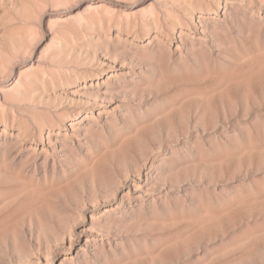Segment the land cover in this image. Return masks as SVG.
<instances>
[{
    "label": "rangeland",
    "instance_id": "1",
    "mask_svg": "<svg viewBox=\"0 0 264 264\" xmlns=\"http://www.w3.org/2000/svg\"><path fill=\"white\" fill-rule=\"evenodd\" d=\"M0 264H264V0H0Z\"/></svg>",
    "mask_w": 264,
    "mask_h": 264
},
{
    "label": "bare ground",
    "instance_id": "2",
    "mask_svg": "<svg viewBox=\"0 0 264 264\" xmlns=\"http://www.w3.org/2000/svg\"><path fill=\"white\" fill-rule=\"evenodd\" d=\"M12 161H13V159H11ZM22 238H24V237H22ZM83 245H85L84 243H83ZM93 245V244H92ZM78 246H79V244H78ZM81 247H82V245H81ZM90 248V247H89ZM87 249V248H86ZM76 250V249H75ZM82 251V250H81ZM81 254V253H80ZM107 254V253H106ZM111 254V253H110ZM82 255H83V253H82ZM86 255V254H85ZM84 255V256H85ZM105 255V254H104ZM72 256V255H71ZM73 257V256H72ZM75 257V256H74ZM80 257H82V256H80ZM88 257V256H87ZM109 257V256H108ZM70 258V257H69ZM75 262V261H74ZM70 263V262H69Z\"/></svg>",
    "mask_w": 264,
    "mask_h": 264
}]
</instances>
